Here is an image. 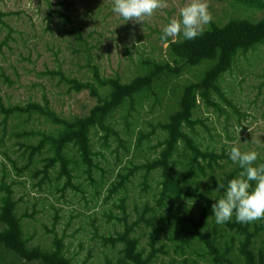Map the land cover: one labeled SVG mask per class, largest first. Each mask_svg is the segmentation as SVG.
Returning a JSON list of instances; mask_svg holds the SVG:
<instances>
[{"label":"rangeland","instance_id":"rangeland-1","mask_svg":"<svg viewBox=\"0 0 264 264\" xmlns=\"http://www.w3.org/2000/svg\"><path fill=\"white\" fill-rule=\"evenodd\" d=\"M185 2L162 0V7L151 17L134 23L124 22L112 12V0H0V102L7 107L47 101L60 117L86 115L96 100L87 90H69L50 72L61 71L66 77L87 81L95 66L104 77L128 82L142 73V59L168 60L167 42L160 38L162 29L170 19L179 18V8ZM229 2L208 0L211 21L227 19L234 11ZM263 16L264 8L253 13L255 20ZM168 39L183 38L178 34ZM263 74L261 45L239 57L222 79L221 87L231 106L216 99L218 108L200 106L195 110V131L204 148L225 155L232 146L241 151L255 150L257 159L264 162ZM193 79L191 73H184L174 82L179 88ZM156 93H149L133 111L114 114L111 122L117 137H111L106 145L99 132L91 138L96 167L86 175L73 166L72 187L64 185L65 178L57 176V168L44 179L43 159L47 154L28 160L27 147L55 126L36 116L0 119V188L12 190L16 213L30 245L49 248L55 237L63 238L65 253L74 264H116L120 245L110 247L103 239L122 231L123 211L125 222L145 246L150 229L139 217L146 202L155 205L159 176L152 173L145 186L143 173L137 172L123 190L112 195L109 190L119 174L151 160L160 150L157 129L155 134L151 131L175 108L177 95L170 85ZM140 135L149 137L138 143ZM70 157L78 161L75 153ZM121 201L124 209L120 208ZM163 242L169 246L168 254L158 255L153 264L177 262L170 243ZM9 253L8 258L15 259L13 252ZM188 257L210 264L196 253Z\"/></svg>","mask_w":264,"mask_h":264},{"label":"trees","instance_id":"trees-1","mask_svg":"<svg viewBox=\"0 0 264 264\" xmlns=\"http://www.w3.org/2000/svg\"><path fill=\"white\" fill-rule=\"evenodd\" d=\"M229 6L234 11L227 19L222 23L210 21L199 37L165 39L168 60L142 59V73L128 82H122L119 77H104L95 66L87 81L66 77L61 71L50 72L69 90H87L96 100L86 115L71 119L60 117L47 101L7 107L0 102L1 120L36 116L55 126L51 132L43 133L36 144L27 147L28 160L47 154L43 159L44 179L51 169L57 168V176L65 178L64 185L72 187L73 166L83 169L86 175L96 167L91 138L99 132L106 145L111 137H117L111 122L114 114L119 110L133 111L149 93L156 96L157 91L164 92L171 86V92L177 95L175 108L151 131L155 134L157 129L160 150L151 160L119 174L109 190V195L123 190L137 172L143 173L145 186L152 173L159 176L155 205L149 206L146 202L139 217L150 229L145 246L125 222L123 211L122 231L103 239L110 247L120 245L116 264H153L158 255L168 254L169 246L163 240L170 243L179 258L168 264H201L188 257L195 253L210 264H264V219L238 223L233 215L228 222L215 223L211 207L222 196L227 182L241 169L229 160L228 154L204 148L195 131V110L200 106L218 108L216 99L231 106L221 87L224 75L232 70L239 57L264 45V16L253 18L254 12L263 10L264 1L230 0ZM184 73H191L194 79L178 88L174 81ZM261 82L264 86V74ZM148 137L140 135L137 142ZM72 153L77 162L70 157ZM255 163L264 162L257 159ZM0 192V264H74L65 253L63 238L55 237L49 248L30 245L21 217L16 213L12 190L6 187L0 188ZM120 208L124 209L123 201ZM10 251L15 257L13 260L8 258Z\"/></svg>","mask_w":264,"mask_h":264},{"label":"clouds","instance_id":"clouds-1","mask_svg":"<svg viewBox=\"0 0 264 264\" xmlns=\"http://www.w3.org/2000/svg\"><path fill=\"white\" fill-rule=\"evenodd\" d=\"M160 7L162 0H112V12L124 22L142 23ZM210 21L208 0H186L179 8V18L169 20L160 38L164 40L179 34L184 40H193L202 35ZM228 158L241 171L227 182L222 196L212 205L215 223L228 222L233 215L238 223L264 219V163H255L258 158L255 150L241 151L236 146L230 148Z\"/></svg>","mask_w":264,"mask_h":264}]
</instances>
